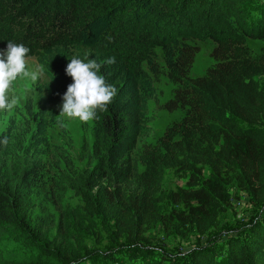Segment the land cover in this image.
<instances>
[{"label": "trees", "instance_id": "trees-1", "mask_svg": "<svg viewBox=\"0 0 264 264\" xmlns=\"http://www.w3.org/2000/svg\"><path fill=\"white\" fill-rule=\"evenodd\" d=\"M105 4L110 27L118 20L126 26L123 17L129 13L130 37L145 33L153 38L148 53L139 44L124 46L106 38L101 27L73 29L71 0H0V50H6L8 41L23 43L43 69L48 66L45 56L54 59L49 71L56 80L50 84L58 87L61 97L72 83L66 67L73 56L98 63L115 57L114 64H102L100 74L117 94L107 111L98 112L93 120L90 154L94 164L89 177L76 178L79 192L90 197L97 181H106L113 191L108 196L111 202L120 196L115 186L137 172L131 155L139 139L150 132L147 101L154 98L152 83L163 74L159 55L174 86L161 109L186 111L179 125L180 138L167 146V153L192 168L207 165L215 174L235 161L240 187L256 192L264 162V129L253 125L259 120L263 91L231 66L222 73L190 77L198 48L187 43L186 32L192 25H224L236 31L232 39L237 45L245 38L264 39V0H106ZM214 56L222 59L218 50ZM143 62L152 80L145 76ZM240 63L243 69L255 65L244 59ZM258 74L264 77V69ZM3 145L0 138V241L19 243L30 255L34 253L31 262L38 264H99L94 258L68 262L40 244L44 237L31 221L29 198L43 180V156L34 149L24 157H11ZM214 252L212 247L194 250L178 264H264V219L249 225L244 240L230 242L224 260L215 258ZM8 257L0 250V260Z\"/></svg>", "mask_w": 264, "mask_h": 264}, {"label": "rangeland", "instance_id": "rangeland-1", "mask_svg": "<svg viewBox=\"0 0 264 264\" xmlns=\"http://www.w3.org/2000/svg\"><path fill=\"white\" fill-rule=\"evenodd\" d=\"M105 3L71 0L73 29L101 27L106 38L124 46L139 44L148 53L153 38L145 33L130 37L129 13L123 17L126 26L118 20L110 27ZM235 32L224 25L189 27L187 43L198 48L189 75L222 73L231 66L252 78L264 94V77L258 74L264 69V39L245 38L237 45L232 39ZM217 50L220 61L215 60ZM241 59L255 65L243 69ZM44 60L48 63L45 69L38 58L31 57L29 67L38 72V78L14 82L12 94L17 103L10 112L0 113V138H7L4 153L24 157L37 149L43 156V180L29 198L31 221L44 237L42 246L68 262L94 258L99 264H178L192 251L210 247L215 258L224 260L230 242L244 240L249 225L262 222L264 162L260 186L252 193L240 187L235 161L215 174L207 165L192 168L167 153V146L180 138L179 125L186 111L161 109L172 97L174 86L160 55L163 74L152 83L154 98L147 101L150 132L139 139L131 155L137 172L125 184L115 186L120 196L111 202L108 196L113 191L106 181H97L90 197L79 192L76 178L89 177L94 164L90 154L93 120L58 116L63 100L58 87L50 84L56 78L49 71V63L56 61L48 56ZM142 69L152 80L145 62ZM253 127L264 129L263 101ZM0 250L9 255L0 264H38L31 262L34 253L30 255L17 242L0 241Z\"/></svg>", "mask_w": 264, "mask_h": 264}, {"label": "clouds", "instance_id": "clouds-1", "mask_svg": "<svg viewBox=\"0 0 264 264\" xmlns=\"http://www.w3.org/2000/svg\"><path fill=\"white\" fill-rule=\"evenodd\" d=\"M29 52L23 43L13 41H8L6 50L0 51V113L10 112L17 103L12 94L14 82L38 78V72L29 67ZM115 62V57L98 63L95 59L73 56L66 67V75L72 78V83L62 97V110L58 116L88 122L96 119L98 112H106L116 97L117 89L108 84L100 72L102 64ZM3 143L7 144V138Z\"/></svg>", "mask_w": 264, "mask_h": 264}]
</instances>
